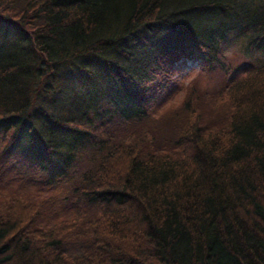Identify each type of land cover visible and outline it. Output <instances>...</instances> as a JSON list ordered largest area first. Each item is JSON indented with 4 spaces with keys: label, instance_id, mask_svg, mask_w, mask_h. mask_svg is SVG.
Wrapping results in <instances>:
<instances>
[{
    "label": "trees",
    "instance_id": "16d2710c",
    "mask_svg": "<svg viewBox=\"0 0 264 264\" xmlns=\"http://www.w3.org/2000/svg\"><path fill=\"white\" fill-rule=\"evenodd\" d=\"M0 264H264V0H0Z\"/></svg>",
    "mask_w": 264,
    "mask_h": 264
},
{
    "label": "rangeland",
    "instance_id": "374dc122",
    "mask_svg": "<svg viewBox=\"0 0 264 264\" xmlns=\"http://www.w3.org/2000/svg\"><path fill=\"white\" fill-rule=\"evenodd\" d=\"M237 44H238V47L236 46L237 48H229L227 50L228 56L230 58H233L234 52H239L240 54L243 51L247 52V49L245 48V44L243 42L240 41V42H237ZM246 54L247 53H243V54H241L239 56H235L232 59L234 65L236 66V65H239L241 62H243L245 60V58H246ZM256 55H257V57H263L261 53H256ZM247 58L250 59V56H248ZM195 65H196V63L193 60H190V61L186 62L184 65H182L181 67L184 68V70L182 71V75H184L187 70H189L191 67H193ZM220 79H222V78L217 73H213V74L204 73V74H200V76L198 78V82H199L200 87H202L204 89L205 88L206 89H213V88H215V87H217L219 85ZM19 151L13 150V152L15 154H16V152H19Z\"/></svg>",
    "mask_w": 264,
    "mask_h": 264
}]
</instances>
